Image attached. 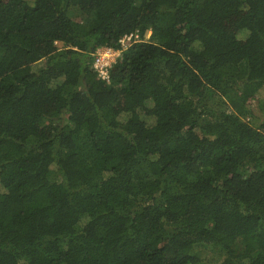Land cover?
Listing matches in <instances>:
<instances>
[{
    "label": "trees",
    "instance_id": "16d2710c",
    "mask_svg": "<svg viewBox=\"0 0 264 264\" xmlns=\"http://www.w3.org/2000/svg\"><path fill=\"white\" fill-rule=\"evenodd\" d=\"M263 87L264 0H0V264H264Z\"/></svg>",
    "mask_w": 264,
    "mask_h": 264
},
{
    "label": "built area",
    "instance_id": "2783aa9c",
    "mask_svg": "<svg viewBox=\"0 0 264 264\" xmlns=\"http://www.w3.org/2000/svg\"><path fill=\"white\" fill-rule=\"evenodd\" d=\"M140 39L141 37L139 32L130 33L124 35L120 39L119 43L121 45V48L116 50L109 47H100L96 50L94 54L93 66L103 80L109 81L110 79L109 71L113 66V64H115L118 58L121 56V53L124 50L128 49L133 42Z\"/></svg>",
    "mask_w": 264,
    "mask_h": 264
},
{
    "label": "rangeland",
    "instance_id": "374dc122",
    "mask_svg": "<svg viewBox=\"0 0 264 264\" xmlns=\"http://www.w3.org/2000/svg\"><path fill=\"white\" fill-rule=\"evenodd\" d=\"M78 19L81 20L82 18L79 17ZM150 37H151V33L150 32L146 33L145 39L148 40ZM244 111H245V115L243 116L244 119H247L252 123H255L258 116H264V87L257 94L256 98L249 102L248 106L245 107ZM218 256L219 254H217L214 249H211L210 247L202 248L203 258L212 259V258H217Z\"/></svg>",
    "mask_w": 264,
    "mask_h": 264
},
{
    "label": "clouds",
    "instance_id": "9594fccd",
    "mask_svg": "<svg viewBox=\"0 0 264 264\" xmlns=\"http://www.w3.org/2000/svg\"><path fill=\"white\" fill-rule=\"evenodd\" d=\"M149 32H150V31H149ZM149 32H148V33H149ZM150 33H151V32H150ZM140 37H141V35H140Z\"/></svg>",
    "mask_w": 264,
    "mask_h": 264
}]
</instances>
